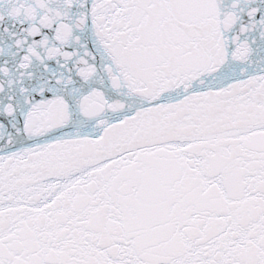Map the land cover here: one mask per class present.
<instances>
[{
    "label": "snow or ice",
    "instance_id": "6c2138e0",
    "mask_svg": "<svg viewBox=\"0 0 264 264\" xmlns=\"http://www.w3.org/2000/svg\"><path fill=\"white\" fill-rule=\"evenodd\" d=\"M0 264H264V0H0Z\"/></svg>",
    "mask_w": 264,
    "mask_h": 264
}]
</instances>
